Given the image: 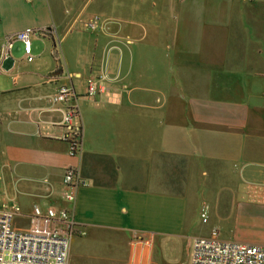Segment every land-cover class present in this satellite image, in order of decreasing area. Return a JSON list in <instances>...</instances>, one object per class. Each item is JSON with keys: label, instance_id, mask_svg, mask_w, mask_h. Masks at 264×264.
Returning <instances> with one entry per match:
<instances>
[{"label": "crops", "instance_id": "1", "mask_svg": "<svg viewBox=\"0 0 264 264\" xmlns=\"http://www.w3.org/2000/svg\"><path fill=\"white\" fill-rule=\"evenodd\" d=\"M93 16L103 24L87 31ZM28 28L58 38H34L31 64L15 44L0 73V207L20 206L14 230L49 234L63 223L35 210L70 212L85 238L130 235L124 264H157L156 253L178 264L184 241L191 264L203 225L234 242L231 220L250 233L237 243L264 246V202L249 189L264 186V0H0V44ZM103 67L107 91L90 98ZM62 86L75 96L55 103ZM74 105L79 158L63 141ZM69 167L89 184L75 204Z\"/></svg>", "mask_w": 264, "mask_h": 264}, {"label": "built area", "instance_id": "2", "mask_svg": "<svg viewBox=\"0 0 264 264\" xmlns=\"http://www.w3.org/2000/svg\"><path fill=\"white\" fill-rule=\"evenodd\" d=\"M254 2V0H248ZM103 24L100 16L91 17L84 25L87 31H96ZM58 38L56 29L28 28L16 34L5 37L0 44V73L6 70V65L12 62L15 44L24 46V59L33 63L34 38ZM55 59L60 61L56 48L53 50ZM109 76L103 67L100 75L90 77L86 83V93L90 98L104 94L107 91L106 82ZM75 96L74 91L60 87L53 100L55 103H67ZM63 124L67 133L63 141L69 146L71 157H81L84 152L85 131L79 105H74L65 111ZM64 198L75 204L79 189L88 187L78 167H69L64 176ZM256 199L264 202V186H250ZM21 214V208L16 203L3 204L0 207V264H69L71 245L75 238L85 237L86 230L81 228L73 213L52 209L43 213L35 210L36 220H60L64 227L49 234L36 232H18L13 228V220ZM201 217L206 224L209 220V207L204 205ZM191 264H264V246L249 245L224 241L219 231L214 229L208 238H197L193 243Z\"/></svg>", "mask_w": 264, "mask_h": 264}, {"label": "rangeland", "instance_id": "3", "mask_svg": "<svg viewBox=\"0 0 264 264\" xmlns=\"http://www.w3.org/2000/svg\"><path fill=\"white\" fill-rule=\"evenodd\" d=\"M233 224L234 221L232 220L228 224H225L224 232L229 237L235 236L236 239L233 240L234 242L248 240L250 233L245 230L235 232ZM201 230V237L208 238L211 235L212 226L209 224L203 225ZM106 236L107 239L102 241L77 237L75 239L76 250L74 248L70 264H124L125 258H128L129 256L130 246L128 245V241L130 235L122 237L121 235L107 234ZM183 244L185 246L179 251L180 260L178 258V264H189V242L184 241ZM81 246H83V248L80 251ZM155 262L158 264L157 253Z\"/></svg>", "mask_w": 264, "mask_h": 264}]
</instances>
